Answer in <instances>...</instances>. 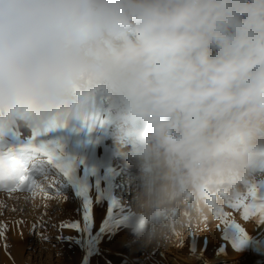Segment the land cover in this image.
I'll list each match as a JSON object with an SVG mask.
<instances>
[{
	"label": "clouds",
	"instance_id": "clouds-1",
	"mask_svg": "<svg viewBox=\"0 0 264 264\" xmlns=\"http://www.w3.org/2000/svg\"><path fill=\"white\" fill-rule=\"evenodd\" d=\"M101 111L140 218L207 220L264 166V0H0V118Z\"/></svg>",
	"mask_w": 264,
	"mask_h": 264
},
{
	"label": "rangeland",
	"instance_id": "rangeland-1",
	"mask_svg": "<svg viewBox=\"0 0 264 264\" xmlns=\"http://www.w3.org/2000/svg\"><path fill=\"white\" fill-rule=\"evenodd\" d=\"M99 115L106 121L102 126L89 128L84 121L71 119L49 134L73 162L76 180L88 187L92 216L97 212L99 218L93 234L88 235L89 227L79 232L61 227L70 221L83 222V198L74 185L66 184L47 157L37 154L40 159L32 163H42L46 175L37 174L30 189L0 190V264H264V222L258 216L244 220L242 209L223 207L229 218L247 231L242 243L235 230H219L214 215L177 230L166 222L133 225L131 217L137 213L134 192L139 183L129 155L131 145L116 117L103 111ZM14 127L22 139L31 135V129L23 124ZM119 146L121 157L116 150ZM252 181L259 184L264 175L257 171ZM261 196L264 190L257 188V203ZM92 223L93 217L90 226ZM88 236L91 240L87 241ZM67 238L73 243L79 240L73 244ZM70 246L78 247L79 254ZM224 257L228 259H221Z\"/></svg>",
	"mask_w": 264,
	"mask_h": 264
},
{
	"label": "snow or ice",
	"instance_id": "snow-or-ice-1",
	"mask_svg": "<svg viewBox=\"0 0 264 264\" xmlns=\"http://www.w3.org/2000/svg\"><path fill=\"white\" fill-rule=\"evenodd\" d=\"M23 118H27L24 116ZM80 120L89 127L103 125L106 121L101 118L99 113L79 117ZM67 120L57 115L47 121L39 124H29L31 135L27 139H22L20 132L11 122L0 118V190L8 193L17 190L30 189L36 184L35 176L46 175L47 169L42 163H32L39 160L37 154H43L47 157L50 165H53L60 174L65 178L66 184H72L77 190V194L83 198L82 220L70 221L62 224L61 227L73 229L75 231H85L90 226L92 220V201L88 196V187L76 180L73 175L74 165L71 160L66 158L62 153V145L58 140L50 139V135L55 129L64 127ZM264 175V166L257 170ZM247 195H241L236 199L229 201L227 207L231 209H242V217L249 220L250 217H259L260 222H264V196L257 200V188L264 190V181L259 184L253 181L247 183ZM252 202H248V198ZM214 217L219 221L218 228L222 232L229 229L235 230L240 234L241 243L247 238V231L235 220L229 218V213L219 208L214 212ZM190 223V222H189ZM63 237H58L62 239ZM234 247L238 248L239 244Z\"/></svg>",
	"mask_w": 264,
	"mask_h": 264
},
{
	"label": "bare ground",
	"instance_id": "bare-ground-1",
	"mask_svg": "<svg viewBox=\"0 0 264 264\" xmlns=\"http://www.w3.org/2000/svg\"><path fill=\"white\" fill-rule=\"evenodd\" d=\"M29 135H30V134H29ZM115 144H117V143H115ZM62 147H63V146H62ZM130 148H131V147H129V149H130ZM116 150H117V151H120V153H119V157H121L123 151L121 150L120 146L117 147ZM131 163H132V160H131ZM111 177H112V176H111ZM111 177L109 176V178H111ZM112 178H113V177H112ZM110 181H111V180H110ZM129 182H130V181H129ZM134 183H135V182H134ZM108 185H109V184H108ZM132 188H133V185H131L130 191H131ZM135 195H136V193L134 192V197H135ZM109 197H110V196H109ZM111 199H112V198H111ZM48 206H49V205H48ZM114 207H115V206H114ZM49 208H50V207H49ZM113 209H114V208H113ZM43 210H44V209H43ZM45 210H46V207H45ZM45 210H44L43 212H46ZM94 210H95V209H94ZM94 210H93V211H94ZM96 210H97V209H96ZM30 211H31V210H30ZM47 211H48V210H47ZM48 214H49V213H48ZM36 216H37V215H36ZM92 217H93V223H92V226H89V228H88V235H90V233L93 234V232H94V230H95V228H96V225H97V223H98V220H99V218H98V213H97V212H93V216H92ZM38 218H39V217H38ZM131 221H132V224L135 225V226L143 225V224H146V222H147V220H143V219L140 218L138 212L136 213L135 216L131 217ZM104 226H105V225H104ZM261 229H262V228H261ZM101 230H102V229H101ZM262 230H263V229H262ZM102 231H103V230H102ZM260 232H262V231L260 230ZM85 233H86V232H85ZM102 233H103V232H102ZM99 234H100V233H99ZM102 235H103V234H101V236H102ZM76 236H77V235H76ZM99 237H100V235H99ZM69 238H70V237H69ZM74 238L76 239L77 237H74ZM74 238L72 237V239H74ZM109 238H110V237H109ZM72 239H71V240H72ZM100 239H101V238H100ZM67 240H68V238H67ZM69 240H70V239H69ZM69 240H68V241H69ZM71 240H70V241H71ZM78 240H79V239H78ZM78 240H75V243H76V241H78ZM88 240H91L89 236L87 237V241H88ZM70 241H69V242H70ZM71 242H72V241H71ZM84 242H85V241H84ZM89 242H90V241H89ZM72 243H73V242H72ZM72 243H71V244H72ZM75 243H73V244H75ZM77 243H78V242H77ZM77 243H76V244H77ZM71 244H70V245H71ZM73 244H72V245H73ZM68 245H69V244H68ZM88 246H89V245H88ZM76 247H77V246H76ZM69 248H70V249H73V248H74L75 252H77V251L79 250L78 247H77L78 249L75 248V247H72V246H70ZM86 250H87V249H86ZM71 251H72V250H71ZM76 254H79V253L77 252ZM221 259L227 260L228 258H225V257H224V258H221ZM185 260H186V259H185ZM186 261H187V260H186ZM188 261H189V260H188ZM188 261H187V263H189ZM181 263H182V262H181ZM161 264H162V263H161ZM206 264H209V263L207 262Z\"/></svg>",
	"mask_w": 264,
	"mask_h": 264
}]
</instances>
